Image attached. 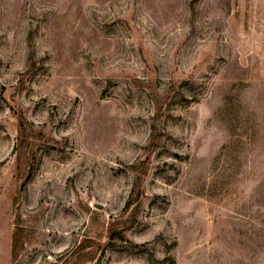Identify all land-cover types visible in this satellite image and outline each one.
I'll use <instances>...</instances> for the list:
<instances>
[{"label":"rangeland","instance_id":"rangeland-1","mask_svg":"<svg viewBox=\"0 0 264 264\" xmlns=\"http://www.w3.org/2000/svg\"><path fill=\"white\" fill-rule=\"evenodd\" d=\"M0 264H264V0H0Z\"/></svg>","mask_w":264,"mask_h":264}]
</instances>
